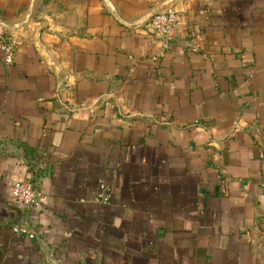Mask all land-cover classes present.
<instances>
[{
    "label": "crops",
    "instance_id": "1",
    "mask_svg": "<svg viewBox=\"0 0 264 264\" xmlns=\"http://www.w3.org/2000/svg\"><path fill=\"white\" fill-rule=\"evenodd\" d=\"M0 24V264H264V0H0Z\"/></svg>",
    "mask_w": 264,
    "mask_h": 264
},
{
    "label": "built area",
    "instance_id": "2",
    "mask_svg": "<svg viewBox=\"0 0 264 264\" xmlns=\"http://www.w3.org/2000/svg\"><path fill=\"white\" fill-rule=\"evenodd\" d=\"M180 23V15L176 10L159 11L149 18V24L161 44V50L156 56L157 58H162L168 52L171 46L172 33L179 27ZM0 52L3 54L5 64H11L14 45L7 41L2 24H0ZM97 187V201L108 204L110 194L107 186L100 180ZM8 192L13 205L24 212L26 218L31 210L40 209L43 206L45 198L43 191L28 181L10 183ZM24 221L13 225L11 227L12 232L15 235L25 236L28 240L35 239L36 232L26 225Z\"/></svg>",
    "mask_w": 264,
    "mask_h": 264
},
{
    "label": "water",
    "instance_id": "3",
    "mask_svg": "<svg viewBox=\"0 0 264 264\" xmlns=\"http://www.w3.org/2000/svg\"><path fill=\"white\" fill-rule=\"evenodd\" d=\"M156 13H157V12H156ZM154 14H155V13H154ZM154 14H152L151 16H153ZM151 16H150V17H151Z\"/></svg>",
    "mask_w": 264,
    "mask_h": 264
}]
</instances>
